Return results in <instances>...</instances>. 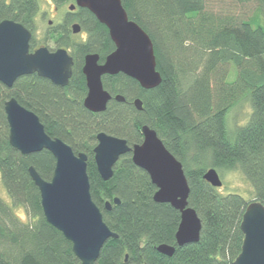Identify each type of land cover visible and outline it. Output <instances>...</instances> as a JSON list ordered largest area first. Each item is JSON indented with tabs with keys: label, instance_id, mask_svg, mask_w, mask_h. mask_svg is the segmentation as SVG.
<instances>
[{
	"label": "trees",
	"instance_id": "16d2710c",
	"mask_svg": "<svg viewBox=\"0 0 264 264\" xmlns=\"http://www.w3.org/2000/svg\"><path fill=\"white\" fill-rule=\"evenodd\" d=\"M216 1L122 0L129 17L153 40L162 81L146 89L125 73L104 75L113 97L105 111L92 112L83 103L87 85L82 68L86 54L98 52L103 62L115 49L108 27L88 8L77 7L62 22L52 21L39 44L34 35L38 19L47 17L43 1L0 0V21L13 19L29 28L31 49L54 43V48L71 49L74 58L65 87L37 73L20 76L11 87L0 81V179L11 201L0 197V264H81L72 243L47 221L29 173L33 165L50 180L54 155L47 149L23 154L10 143L4 105L11 97L33 110L49 135L87 154L93 200L118 234L105 242L96 264H125L126 256L136 264H234L249 201L239 193L221 192L204 174L211 167L219 174L240 170L252 184L255 200L264 203V0ZM248 6L254 7L252 15L238 10ZM75 22L87 33L84 40H74ZM118 94L125 100H117ZM243 96L252 112L244 124L232 128L228 113ZM136 98L142 100V109L136 107ZM143 125L154 128L183 163L188 202L202 221L197 242L176 243L181 213L154 200L157 187L134 163L132 152L120 157L109 180L98 172L97 134L105 131L134 145L143 141ZM115 197L120 203L108 210L105 202ZM19 206L29 211V220L19 218ZM162 243L176 246L172 256L158 251Z\"/></svg>",
	"mask_w": 264,
	"mask_h": 264
},
{
	"label": "water",
	"instance_id": "95a60500",
	"mask_svg": "<svg viewBox=\"0 0 264 264\" xmlns=\"http://www.w3.org/2000/svg\"><path fill=\"white\" fill-rule=\"evenodd\" d=\"M86 7L98 20L108 27L115 49L99 62V53L85 56L83 73L86 77L87 94L84 106L92 112H103L112 99L105 88L104 75L120 72L136 79L143 88L150 89L162 81L157 68L154 43L150 35L129 17L122 0H75L69 10ZM51 23V21H50ZM73 32L82 30L81 24H72ZM32 31L13 19L0 21V81L11 87L23 75L37 73L60 86H67L73 74L74 58L67 48L51 50L43 45L31 51ZM115 98L124 101L118 94ZM134 103L143 108L140 98ZM5 113L9 123L10 143L23 154L49 150L55 157L52 178L45 179L31 165L29 173L39 189L41 205L48 222L58 228L72 243L74 254L81 264H96L101 249L110 237L118 234L105 222L102 210L93 200L88 174V156L76 153L73 147L60 137H52L45 129L40 117L22 105L17 98L5 101ZM143 141L130 145L127 139L101 131L97 134L94 159L98 172L104 180L114 173V166L120 157L132 152L134 163L148 172L157 190L154 200L167 202L178 209L181 220L176 231L179 246L197 242L200 239L202 221L197 211L189 205L190 187L183 163L166 147L158 132L149 125H143ZM204 178L215 187H221L223 180L219 172L211 167ZM120 199L106 201L110 210ZM244 234L241 251L234 264H264V203L251 200L244 209L241 223ZM158 251L172 256L176 246L162 243ZM125 264L129 263L126 256Z\"/></svg>",
	"mask_w": 264,
	"mask_h": 264
},
{
	"label": "rangeland",
	"instance_id": "374dc122",
	"mask_svg": "<svg viewBox=\"0 0 264 264\" xmlns=\"http://www.w3.org/2000/svg\"><path fill=\"white\" fill-rule=\"evenodd\" d=\"M43 1V11L47 13V17L45 20L38 19V28L35 33V39L37 42L42 43L47 27L52 20L53 22H62L65 14L69 11V5L73 3V1H66L64 3H59L56 0H42ZM217 1L215 0V3ZM214 2H212L213 4ZM221 3V2H220ZM220 3H217L220 6ZM223 3V2H222ZM238 9L241 13L245 12L248 15H252L253 9L252 6H248L246 8L239 7ZM87 37V33L81 31L79 33L74 34V40L80 41L84 40ZM51 48H54V43L49 44ZM69 51L71 49H68ZM234 74V73H232ZM229 76V80L233 79V75ZM236 76V74H235ZM252 112L251 103L248 97H244L229 111L228 120L232 128H234L237 124H244L250 114ZM220 176L223 180V185L219 188V190L223 193L235 192L242 195L247 201H251L255 199V193L252 184L246 179L244 174L240 170H229L220 173ZM0 197L5 199V201L11 203L10 197L7 193L5 186L3 185L2 180L0 179ZM15 212L18 214L19 218L23 221H27L30 218L29 211L23 207L19 206L15 208Z\"/></svg>",
	"mask_w": 264,
	"mask_h": 264
},
{
	"label": "flooded vegetation",
	"instance_id": "af4514ba",
	"mask_svg": "<svg viewBox=\"0 0 264 264\" xmlns=\"http://www.w3.org/2000/svg\"><path fill=\"white\" fill-rule=\"evenodd\" d=\"M74 2H75V0H74ZM78 7V6H77ZM76 7V8H77ZM75 10V9H74ZM51 22H52V20H50ZM49 21V22H50ZM33 34V33H32ZM75 34V33H74ZM32 37H33V35H32ZM45 45V44H44ZM40 46H43V45H39V46H37V47H35L34 49H31V51H34L36 48H38V47H40ZM46 46H48V45H46ZM31 47V46H30ZM49 47V46H48ZM51 50H56V49H58V48H51V47H49ZM60 48V47H59ZM66 48V47H65ZM69 51V50H68ZM70 52V51H69ZM93 53H95V52H93ZM96 53H98V52H96ZM71 54V53H70ZM87 55V54H86ZM100 55V54H99ZM107 56V55H106ZM106 58V57H105ZM105 61V60H104ZM103 61V62H104ZM99 62H101L102 63V61H101V56H100V60H99ZM27 75V74H26ZM40 76V75H39ZM46 78V77H45ZM50 80V79H49ZM55 84V83H54ZM63 87H65V86H63Z\"/></svg>",
	"mask_w": 264,
	"mask_h": 264
}]
</instances>
